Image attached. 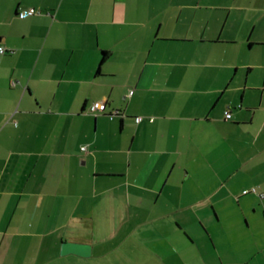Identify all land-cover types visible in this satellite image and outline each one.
I'll use <instances>...</instances> for the list:
<instances>
[{"label":"crops","instance_id":"0c3cea01","mask_svg":"<svg viewBox=\"0 0 264 264\" xmlns=\"http://www.w3.org/2000/svg\"><path fill=\"white\" fill-rule=\"evenodd\" d=\"M0 46V264H264V0H0Z\"/></svg>","mask_w":264,"mask_h":264},{"label":"built area","instance_id":"2783aa9c","mask_svg":"<svg viewBox=\"0 0 264 264\" xmlns=\"http://www.w3.org/2000/svg\"><path fill=\"white\" fill-rule=\"evenodd\" d=\"M34 14H35V11L30 10V11L20 12V13H18L17 16H19L20 19H24V18H26L28 16H31V15H34ZM5 53H6V50L3 47L0 46V54H5ZM130 95H132V92L130 93ZM102 109H104V104L97 102L96 104H94V106L92 107L91 111L94 112V113H97V111L102 110ZM114 113L115 114L112 115V117L119 114V112H114ZM225 116H226L227 119L231 118L229 113L225 114ZM141 120H142L141 118H136V122L137 123L141 122ZM84 149L85 148H81V150H84ZM245 193L246 192H244L243 194H245Z\"/></svg>","mask_w":264,"mask_h":264}]
</instances>
